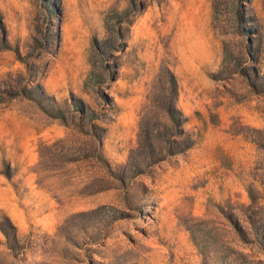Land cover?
<instances>
[{
    "label": "rangeland",
    "instance_id": "1",
    "mask_svg": "<svg viewBox=\"0 0 264 264\" xmlns=\"http://www.w3.org/2000/svg\"><path fill=\"white\" fill-rule=\"evenodd\" d=\"M0 264H264V0H0Z\"/></svg>",
    "mask_w": 264,
    "mask_h": 264
},
{
    "label": "trees",
    "instance_id": "2",
    "mask_svg": "<svg viewBox=\"0 0 264 264\" xmlns=\"http://www.w3.org/2000/svg\"><path fill=\"white\" fill-rule=\"evenodd\" d=\"M37 87L40 88L39 93H40L41 98L44 97L45 93L43 90H41V86L38 84ZM27 90H28V88L21 89V95L22 94L26 95ZM17 94H19V93L15 91L13 96H16ZM165 113L168 116V118L170 119L171 124H172L175 132L178 134L179 131L177 130V128H179L183 123V119H182L181 114L179 113V111L176 109L175 105L172 102H170L166 105ZM82 114L84 115V111ZM54 116L55 117L58 116V117L62 118L64 115L62 114V115H54ZM94 136L96 138H98V135L94 134ZM153 140L154 139L148 141L147 143H145L143 145L144 159L142 160L141 163H138L137 166L133 168L134 174L144 173L145 167L154 165V164L158 163L159 161L164 160L167 156H171V155H174L177 152H179V150L177 149V146L172 147L171 145H168L165 148L157 147V145L155 144V142ZM172 142H175V141H171V143ZM175 143H177V141ZM133 153H134V151H131L129 158L132 157ZM70 160H76V159H70ZM125 174L126 173L124 172L123 175L121 177H118V178L121 181L124 180Z\"/></svg>",
    "mask_w": 264,
    "mask_h": 264
}]
</instances>
